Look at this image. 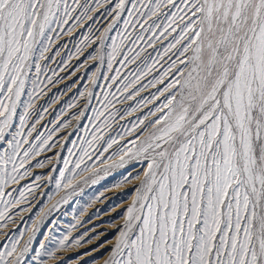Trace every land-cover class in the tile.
Here are the masks:
<instances>
[{"label": "snow or ice", "instance_id": "obj_1", "mask_svg": "<svg viewBox=\"0 0 264 264\" xmlns=\"http://www.w3.org/2000/svg\"><path fill=\"white\" fill-rule=\"evenodd\" d=\"M100 2L0 0V141L5 140L6 134L12 137L7 141L11 154L0 155V165L11 163L12 171L5 170L0 189L16 182L18 177L23 179L27 173H20L19 169L27 158L39 156L51 147V133L47 139L37 136L35 139L40 143H33L20 157L21 141L30 143L24 129L33 99L41 89L42 62L49 59L46 54L53 40L64 33L65 26L71 21L79 23L95 11L90 5ZM105 2L111 5L113 0ZM127 3L131 8L126 6V0H115L110 13L112 22L99 40L93 41L101 45L94 54L89 53L94 61L103 63L106 58L109 70L114 62L135 63L144 51L136 46L145 43L152 47L154 39L159 38L155 37L159 29L161 36L179 31L165 54L177 45L180 47L177 60L163 73L173 80L163 89L168 95L156 109L160 115L150 113L155 119L142 129L147 135L129 141L132 148L123 150L117 164L112 165L123 167L127 161L136 160L146 168L142 177L136 173L139 179L134 186L136 195L127 206L123 225L117 228L119 235L104 264H264V0H127ZM165 8L175 11L166 13L162 11ZM81 9L79 15H73ZM124 12L128 18L123 19V29L115 37H109ZM161 16L166 24L156 23ZM66 30L70 32L72 28ZM147 32L153 36L146 38ZM107 39H111V45L105 46ZM90 40L91 36H86L81 44L87 45ZM118 56L123 59L117 60ZM148 59L152 58L145 57L141 62L144 67L137 66L131 73L133 79L128 76L118 79L119 68L115 69L116 75L106 77L112 81L109 88L115 86L124 92L132 89L117 103L132 99L146 87L135 85L158 62L154 60L148 65ZM97 76L98 73H93V85ZM163 76L156 83H163ZM48 79L51 83V78ZM25 95L26 100L22 99ZM92 95L91 91L87 93L89 100ZM109 97L116 99L115 93L105 92L101 108L95 110V120L101 124L95 127L92 139L86 141L89 146L103 138L104 125L116 118V113L109 111L110 105L114 107ZM152 99L157 97L153 94ZM18 108L22 109L19 127L13 133L10 129ZM82 116L81 110L74 118L79 121ZM139 123L144 125L145 120ZM66 126L59 124L57 128ZM136 127L134 124L133 129ZM33 131L35 124L28 129V136ZM115 143L111 139L104 151ZM82 151L88 154L86 148ZM69 163L65 160V169ZM81 163L83 156L75 168L79 169ZM37 166L42 168L44 164ZM60 177L57 188L74 187L73 178L66 177L64 170L60 171ZM3 195L0 190V197ZM25 200L21 191L15 203ZM0 202L5 203L0 221L10 220L8 208L13 201ZM36 231L34 227L22 247L16 240L11 250L0 252V264H9L5 256L13 258L11 264H20ZM72 242L64 237L56 249L45 255L52 258L56 251ZM44 248L41 244V249ZM36 256L37 264H43L39 259L41 253Z\"/></svg>", "mask_w": 264, "mask_h": 264}, {"label": "rangeland", "instance_id": "obj_2", "mask_svg": "<svg viewBox=\"0 0 264 264\" xmlns=\"http://www.w3.org/2000/svg\"><path fill=\"white\" fill-rule=\"evenodd\" d=\"M68 3L72 4V0H68ZM72 6L76 7V5ZM90 6L95 11L89 12L79 23L71 21L65 26L64 33L59 39L53 40L51 50L46 54L49 59L42 62L44 70L40 73L41 89L33 99V106L29 109L31 114L24 129V136L30 143L21 141L20 157H23L24 151L31 148L33 143H40L35 139L37 136L47 139L51 133V139H49L51 147L41 151L39 156L33 154L28 157L24 167L19 169L20 173H27L24 178L18 177L16 182H9L0 189L4 193L0 200L13 201L8 208L11 219L5 218L0 221L2 225L0 226V252L6 249L11 250V245L16 240L20 241L19 247H22L32 235V229L34 227L37 229L29 250L20 264H37V252L41 253L39 259L43 261V264H58V262L60 264H104L109 258L111 248L119 235L117 228L123 225L127 206L136 195L134 186L139 183L136 173L139 172L142 177L143 169L146 168V165L136 160L127 161L123 167H112V165L117 164L120 156L124 154L123 150L132 148L129 141L147 135V132H142V129L148 121L155 119L150 113L156 112V109L165 102L164 97L168 93L163 89L173 80L171 75L163 76V73L171 66L172 61L177 60V49L180 45L166 54L165 49L175 42L179 31L161 36L162 29L156 30L155 37L159 38L154 39L152 47H148L145 43L136 46L137 50L143 48L144 51L135 63L121 65L114 62L112 70H109L106 58L103 63H100L94 61L89 53L94 54L95 50L101 47L99 43L94 44L93 41H98L100 34L112 22L110 13L115 7V0L111 5L101 0L100 5L91 4ZM126 6L131 8L127 0ZM80 11L82 9L74 12L73 15H79ZM162 11L167 13L175 9L165 8ZM88 17L93 19L89 20ZM127 18L128 13H122V19L117 22L108 36L115 37L117 32L123 29V19ZM141 22L143 23L144 20L142 19ZM156 23L163 25L167 21L161 16ZM69 27L72 28L70 32L66 30ZM129 31L132 30L129 29ZM89 35L91 36L89 43L82 45L81 42ZM149 36H153V33H145L146 38ZM108 45H111V39L105 41V46ZM78 48H82V51L78 52ZM124 51H127V46ZM145 57L152 58L147 60L148 65H152L154 60L158 61L152 71L135 85L136 88L146 87L134 94L132 99L117 103V99L127 95V92H132V89L124 92L123 89L118 90L115 86L109 88L112 81L106 77L116 75L115 69L119 68L118 79L124 76L133 79L131 73L135 72L137 66L144 67L141 62ZM121 59L123 56L117 57V60ZM177 66H180L178 62ZM172 72H175V68H172ZM93 73H98L96 85L92 84ZM34 76L35 69H33ZM162 76L164 82L156 83V80ZM48 78H51V83ZM89 91L93 93L90 100L87 97ZM108 91L115 93L116 99L109 97L113 99L114 105V107L109 106V111L116 113V118L104 125L103 138L89 146L86 141L92 139V132L101 124V121L95 120V110L101 108L100 101L103 100V94ZM81 93L85 95L82 97ZM153 94L157 99H152ZM22 99L26 100L27 96H23ZM125 109L128 111L125 112ZM81 110L84 116L77 121L74 117L79 116ZM21 111L22 109L18 108L13 118V127L10 129L13 133L19 127ZM159 115L160 113L156 112V116ZM141 119L145 120L144 125L139 123ZM33 124H35V131L28 136V129ZM59 124L67 126L57 128ZM134 124L138 125L135 129H133ZM53 129L56 130L53 131ZM113 138L117 143L105 152L104 149ZM11 139V135L6 134L5 140L0 141V155L11 154L12 149L7 143ZM84 148L87 149V155L83 154ZM81 156H83V163L79 169H76L75 165L80 161ZM20 157L16 159L17 165L20 163ZM65 160L70 161L68 169H65ZM38 163H43L44 167H38ZM5 170L11 173L12 164L0 165V184L5 179ZM61 170L65 171L66 177L73 178V188L65 189L63 186L57 188V181L61 180ZM127 177L132 178L123 182ZM29 188L31 192L28 191ZM21 191L24 192L26 200L16 204L15 201L20 198ZM3 211H5V203L0 202V212ZM42 213L47 214L42 216ZM64 237H68L69 241L73 242L56 251L54 257L48 258L45 253L56 249L59 240ZM77 239L81 240L79 244L74 243ZM41 244L45 245L44 249H41ZM92 251L97 252L88 258H82ZM4 259L11 264L13 258L5 256ZM101 259H103L102 262L98 263Z\"/></svg>", "mask_w": 264, "mask_h": 264}, {"label": "bare ground", "instance_id": "obj_3", "mask_svg": "<svg viewBox=\"0 0 264 264\" xmlns=\"http://www.w3.org/2000/svg\"><path fill=\"white\" fill-rule=\"evenodd\" d=\"M97 251H92L91 253H88L87 255H85L84 257L82 258H88L90 256H92L93 254H95ZM103 259H101L98 263H101Z\"/></svg>", "mask_w": 264, "mask_h": 264}]
</instances>
